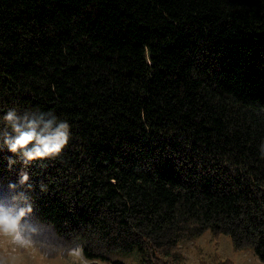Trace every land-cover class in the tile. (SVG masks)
Instances as JSON below:
<instances>
[{"label": "trees", "instance_id": "1", "mask_svg": "<svg viewBox=\"0 0 264 264\" xmlns=\"http://www.w3.org/2000/svg\"><path fill=\"white\" fill-rule=\"evenodd\" d=\"M10 109L71 125L56 160L0 148L31 240L178 264L209 231L264 262V0H0Z\"/></svg>", "mask_w": 264, "mask_h": 264}, {"label": "clouds", "instance_id": "2", "mask_svg": "<svg viewBox=\"0 0 264 264\" xmlns=\"http://www.w3.org/2000/svg\"><path fill=\"white\" fill-rule=\"evenodd\" d=\"M72 138L71 125L66 120L58 119L51 112L18 113L10 109L0 117V148L17 155L27 165L32 161L56 160L60 158ZM264 155V144L260 146ZM17 161L10 158L9 164ZM29 175L22 173L20 183L27 182ZM27 200V197H24ZM32 211L29 204L20 208L0 205V239H7L13 245L24 248L32 244L28 235V226L24 217ZM82 252V246L68 251Z\"/></svg>", "mask_w": 264, "mask_h": 264}, {"label": "rangeland", "instance_id": "3", "mask_svg": "<svg viewBox=\"0 0 264 264\" xmlns=\"http://www.w3.org/2000/svg\"><path fill=\"white\" fill-rule=\"evenodd\" d=\"M35 233L40 235V239H33L32 244L24 248L13 245L6 238L0 239V264H88L82 252H68L79 245L70 249L55 248L42 228L35 227ZM176 249L181 254L178 264H264L249 247L236 249L228 235L209 231L193 238L181 239ZM98 262L136 264L135 257L126 254L109 255L107 260Z\"/></svg>", "mask_w": 264, "mask_h": 264}]
</instances>
